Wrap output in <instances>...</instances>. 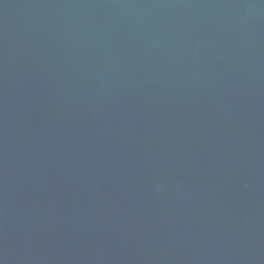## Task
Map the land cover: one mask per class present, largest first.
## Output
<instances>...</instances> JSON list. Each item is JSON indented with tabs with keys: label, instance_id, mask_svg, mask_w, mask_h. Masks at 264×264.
Listing matches in <instances>:
<instances>
[{
	"label": "water",
	"instance_id": "obj_1",
	"mask_svg": "<svg viewBox=\"0 0 264 264\" xmlns=\"http://www.w3.org/2000/svg\"><path fill=\"white\" fill-rule=\"evenodd\" d=\"M0 264H264V0H0Z\"/></svg>",
	"mask_w": 264,
	"mask_h": 264
}]
</instances>
